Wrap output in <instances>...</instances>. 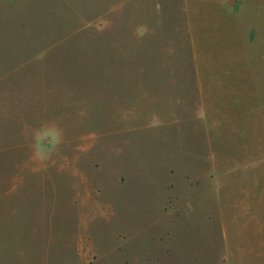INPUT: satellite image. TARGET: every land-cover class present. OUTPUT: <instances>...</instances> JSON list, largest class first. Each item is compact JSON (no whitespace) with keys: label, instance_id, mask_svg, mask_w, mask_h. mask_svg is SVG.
Listing matches in <instances>:
<instances>
[{"label":"rangeland","instance_id":"obj_1","mask_svg":"<svg viewBox=\"0 0 264 264\" xmlns=\"http://www.w3.org/2000/svg\"><path fill=\"white\" fill-rule=\"evenodd\" d=\"M0 264H264V0H0Z\"/></svg>","mask_w":264,"mask_h":264}]
</instances>
